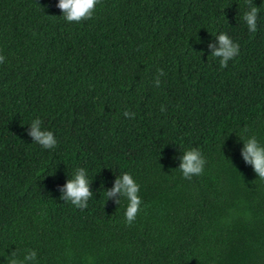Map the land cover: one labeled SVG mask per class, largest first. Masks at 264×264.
I'll return each mask as SVG.
<instances>
[{"label":"trees","instance_id":"1","mask_svg":"<svg viewBox=\"0 0 264 264\" xmlns=\"http://www.w3.org/2000/svg\"><path fill=\"white\" fill-rule=\"evenodd\" d=\"M59 2L0 0V264H264L245 159L250 139L264 149V0H101L80 23ZM221 34L239 45L225 68ZM37 118L55 148L30 136ZM192 148L206 162L185 179ZM81 167L86 209L62 198ZM126 172L131 225L128 198H105Z\"/></svg>","mask_w":264,"mask_h":264},{"label":"clouds","instance_id":"2","mask_svg":"<svg viewBox=\"0 0 264 264\" xmlns=\"http://www.w3.org/2000/svg\"><path fill=\"white\" fill-rule=\"evenodd\" d=\"M101 3V0H60L58 7L63 13V18L68 23H80L83 20L92 19L96 10V5ZM248 5H251V0H247ZM259 8L252 6L250 11L244 13L243 19L247 22L248 31L255 33L257 30V17ZM220 47L215 50L210 58H221L220 66L225 68L228 65V61L234 59L239 53V45L234 43L227 34H221L219 36ZM4 56L0 55V63L4 61ZM160 75H164L162 69H158ZM155 85L159 87L160 81L157 78ZM164 111V108H161ZM131 114V116H130ZM126 117H134V113L124 112ZM41 119L37 118L31 122L30 136L34 138V141L44 149H53L57 146V140L53 132L48 130H41ZM202 156L201 151L198 148H192L186 150V154L183 158L181 165V171L185 179H191L192 174H202V166L206 160ZM245 159L254 163L256 171L259 176L264 180V149L258 147L257 140L255 138L250 139L247 142L245 150ZM140 186L136 183L133 176L130 173H124L121 177H118L115 183V187L111 192L105 193V198L108 199L116 193H122L128 198L127 210H126V223L131 225L138 213V208L141 204V199L137 195ZM92 196L89 188V180L86 176V170L84 168H78L75 171V178L68 181L66 185L65 195L62 197L71 202L79 209H86L88 207L87 201ZM120 203V202H118ZM35 252H30L26 259H34ZM9 264H20L16 259H10Z\"/></svg>","mask_w":264,"mask_h":264}]
</instances>
